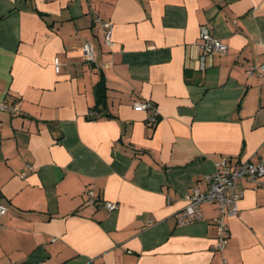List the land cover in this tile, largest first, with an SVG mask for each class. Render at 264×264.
<instances>
[{
  "label": "crops",
  "instance_id": "crops-1",
  "mask_svg": "<svg viewBox=\"0 0 264 264\" xmlns=\"http://www.w3.org/2000/svg\"><path fill=\"white\" fill-rule=\"evenodd\" d=\"M202 26L229 45L205 69ZM260 62L264 0H0V104L17 107L0 109V264H264V174L237 182L223 251L216 205L177 221L223 159L264 160Z\"/></svg>",
  "mask_w": 264,
  "mask_h": 264
},
{
  "label": "built area",
  "instance_id": "built-area-1",
  "mask_svg": "<svg viewBox=\"0 0 264 264\" xmlns=\"http://www.w3.org/2000/svg\"><path fill=\"white\" fill-rule=\"evenodd\" d=\"M114 26L111 21L103 23V37L108 45L113 44ZM198 46L201 50L199 57V68L205 69L209 65V59L215 54H226L229 50V45L222 39L216 37L207 26H202L200 32V41ZM82 52L87 62L95 61V51L93 45L89 42L84 43ZM54 63L56 70H59V60L55 58ZM247 73L250 77L258 76L264 81V62L251 63L247 68ZM133 107L138 110L151 111L149 122L156 124L159 120V115L154 108V105L149 101H135ZM1 110L9 109L13 112L17 111L16 106L9 107L8 104L1 103ZM92 117H98L99 113L95 110L89 113ZM33 169L29 165L25 174ZM264 174V160L260 162L239 161L232 163L229 159H223L215 172L205 175V187L196 186L188 196L187 205L177 215V221L180 225L190 224L204 219L202 212L203 204L216 205L218 215L215 217V222L218 226V236L216 249L223 251L226 247L229 238L230 230L227 219L238 215L239 201L243 197V191L236 190L237 182L240 179H249L253 182H258L259 177ZM89 202L97 203L96 196L93 191H89ZM108 210H113L117 207L116 203L105 202ZM8 212V207L1 202L0 199V215H5ZM222 264H226V259H222Z\"/></svg>",
  "mask_w": 264,
  "mask_h": 264
},
{
  "label": "trees",
  "instance_id": "trees-1",
  "mask_svg": "<svg viewBox=\"0 0 264 264\" xmlns=\"http://www.w3.org/2000/svg\"><path fill=\"white\" fill-rule=\"evenodd\" d=\"M105 87H106L105 82L102 79L100 81V83L98 84L99 93L101 94L102 97H103V93H104Z\"/></svg>",
  "mask_w": 264,
  "mask_h": 264
}]
</instances>
